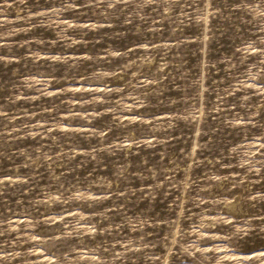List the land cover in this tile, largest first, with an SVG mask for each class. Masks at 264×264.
Listing matches in <instances>:
<instances>
[{"label":"rangeland","instance_id":"rangeland-1","mask_svg":"<svg viewBox=\"0 0 264 264\" xmlns=\"http://www.w3.org/2000/svg\"><path fill=\"white\" fill-rule=\"evenodd\" d=\"M0 264H264V0H0Z\"/></svg>","mask_w":264,"mask_h":264}]
</instances>
